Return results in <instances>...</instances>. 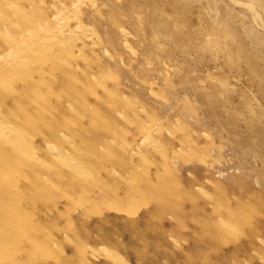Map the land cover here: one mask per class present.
<instances>
[{
	"label": "rangeland",
	"instance_id": "374dc122",
	"mask_svg": "<svg viewBox=\"0 0 264 264\" xmlns=\"http://www.w3.org/2000/svg\"><path fill=\"white\" fill-rule=\"evenodd\" d=\"M0 2V264H264V0Z\"/></svg>",
	"mask_w": 264,
	"mask_h": 264
},
{
	"label": "bare ground",
	"instance_id": "6f19581e",
	"mask_svg": "<svg viewBox=\"0 0 264 264\" xmlns=\"http://www.w3.org/2000/svg\"><path fill=\"white\" fill-rule=\"evenodd\" d=\"M9 7V6H8ZM36 7V6H35ZM9 9H6L5 8V6H4V4H1V2H0V17H2L3 16V11H5V12H7ZM15 10V9H14ZM16 11V10H15ZM18 11L23 15V14H25V13H28V12H26V10H20V9H18ZM24 12V13H23ZM12 13V12H11ZM43 16H44V14H43ZM7 21L9 22V20L7 19ZM22 21L23 22H27L26 21V19H25V17H22ZM21 26L22 27H26V25H23V24H21ZM29 26H27L26 28V33L27 34H31L30 32H32L33 31V34L34 35H39L40 33H39V31L38 32H36L33 28H31V27H29ZM8 31L9 32H11V30L10 29H8ZM7 34L8 32H7V29H5V27L4 28H1L0 29V35H2L3 36V34ZM12 33V32H11ZM41 39L42 40H40V41H37V42H35L34 43V45H35V47L37 48V46L38 45H40L41 47L43 46V45H41V44H44V40H45V38H43V37H41ZM34 39H31L30 40V42L32 43V41H33ZM22 41V40H21ZM29 41V40H28ZM28 41H26V43L28 42ZM28 44V43H27ZM38 44V45H37ZM39 46V47H40ZM57 47V46H56ZM12 48H15V47H12ZM24 48H21V47H17V48H15V49H11V50H8L7 49V51H4V52H2L1 54H0V60L2 61V62H4V61H6V62H9V63H12V62H14L15 64H19L20 62H22V58H24V57H26V51L25 50H23ZM41 49L39 48H37V50H35V53H38V51H40ZM34 53V54H35ZM40 53V52H39ZM29 54H31L30 52H29ZM35 55H37V54H35ZM31 56H33V55H31ZM17 72H15V74H16ZM5 71L4 70H0V85H4L5 84V82H6V80L4 79L5 78ZM17 75V74H16ZM11 88V87H10ZM13 88V87H12ZM14 91V90H13ZM17 91V90H16ZM19 92H21V90L19 91ZM7 93V92H6ZM24 94V93H23ZM11 95H12V93H11ZM21 95V94H20ZM0 96H3V95H0ZM13 96V95H12ZM17 96V95H16ZM14 97V96H13ZM38 97V96H37ZM22 98V97H21ZM0 99H2V98H0ZM6 100V99H5ZM3 101V100H2ZM14 101H16V99H14V98H12V99H10V102H9V104L8 105H10V104H12ZM4 102V101H3ZM31 103V102H30ZM33 103V102H32ZM5 104V103H4ZM74 104V103H73ZM23 112V111H22ZM25 115H26V113H25ZM5 124V123H4ZM7 125V124H6ZM5 129L4 130H1V131H3L4 133H2L1 135H4V137H5V142L7 143L6 144V147H2V145L3 146H5V144L3 143V139L2 138H0V176L2 175V173H4L5 172V169H7L6 167H7V163L9 162L8 161V159H10V162H11V154L13 153V151H11V150H13V149H11V148H13V146H15V148H17V147H19V143L17 144L16 142H17V135H15V133L17 132V125H15V124H13V125H8V126H6V127H4ZM17 134V133H16ZM12 137H17V138H15V139H12ZM51 137V136H50ZM20 140V139H19ZM9 141L11 142V143H9ZM23 141V140H22ZM19 142V141H18ZM20 142H21V140H20ZM21 145V144H20ZM17 146V147H16ZM3 152H5V157H7L8 156V159H7V162L5 163V161L4 160H2V155L3 154H1V153H3ZM15 152V151H14ZM13 156H15V155H13ZM5 159V158H4ZM1 160H2V162H4V164L3 163H1ZM13 162V161H12Z\"/></svg>",
	"mask_w": 264,
	"mask_h": 264
}]
</instances>
